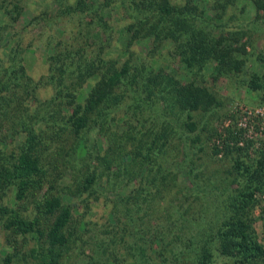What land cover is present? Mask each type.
<instances>
[{
  "label": "trees",
  "instance_id": "16d2710c",
  "mask_svg": "<svg viewBox=\"0 0 264 264\" xmlns=\"http://www.w3.org/2000/svg\"><path fill=\"white\" fill-rule=\"evenodd\" d=\"M235 1L210 0V9L219 17ZM114 2L124 9L125 32L129 34L128 38L124 36L126 42L118 57H106L103 53L106 47L95 48L85 35L78 45L70 40L55 42L47 52V72L39 85L25 73L16 49L10 48L5 53L6 58H0L3 143L0 194L12 190L14 202L12 206L0 203V217L6 228L11 227L14 233L22 234L31 242L26 257L32 261H24L22 255V264H60V257L75 241L69 228L71 205L63 202L59 194L49 191L61 172L52 176L49 168H56L53 154L69 153L71 162L89 131L103 138L105 146L101 151L85 150V156L72 163L66 181L73 182V187L66 182L63 186L66 191L73 195L99 192L105 199L112 193L111 206L119 208L127 220L133 221L131 212L134 210L135 213L141 211L134 219L142 222L146 218L149 222L152 207L157 204L154 200L163 198L176 184L179 167V162L167 161L168 155L165 166H160L159 156L168 150L176 157L181 152L187 158L185 188L196 191L192 200L205 204L208 217L214 222L210 220L212 224L205 228L189 226V221L181 225L180 228H188L191 233L185 239L177 237V246L167 244L172 261L180 263L178 257L181 256L189 264H215L218 256L223 257L226 264H264V246L258 241L249 216L257 194L264 192V153L258 152L250 159L245 148L225 146L224 154L229 155L230 160L226 175L207 177L209 185L197 184L196 180L204 176L195 167L188 147L199 140V136L197 132L193 137L187 133L196 129L192 112H208L218 105L216 97L194 79L179 82L166 72L144 70L138 64V57L132 59L128 51L131 41L137 38L151 37L154 44L170 41L173 54L184 69L195 73L205 63L214 61V73L220 74L230 72V68L240 69L242 61L235 57L230 60L233 49L223 44L228 39H240L242 33L231 32L220 36L221 39L214 37L206 30L209 19L204 18L205 11L195 0H184L182 4L170 0H104L105 5ZM251 2L256 9L264 11V0ZM72 11L82 14L88 11L92 21L95 20L96 31L107 32L108 27L103 25L106 11L102 7L95 8L85 0H73ZM125 53L128 56L122 59ZM90 78H94L92 85L81 93ZM39 86H49L50 96L32 105L26 103L27 98H35L34 92ZM143 111L149 115L148 123L144 122ZM214 153L212 150L211 154ZM65 161L68 163V159ZM44 183L50 188L38 201L33 198L32 211L26 212L24 205L18 209L16 204L33 197ZM100 186L104 192L97 191ZM198 210L206 213L202 208ZM259 219L264 233V206ZM137 225L136 240L128 244L127 249L138 250L139 257L136 258L135 251L129 252L130 259L143 264L144 247L138 242L139 234L146 235L145 242L149 238L151 245L159 234H154L156 231H151L149 224ZM125 230L122 222L119 239ZM160 247L166 248L164 244ZM95 263L90 260L85 264Z\"/></svg>",
  "mask_w": 264,
  "mask_h": 264
},
{
  "label": "rangeland",
  "instance_id": "374dc122",
  "mask_svg": "<svg viewBox=\"0 0 264 264\" xmlns=\"http://www.w3.org/2000/svg\"><path fill=\"white\" fill-rule=\"evenodd\" d=\"M85 1L95 8L102 7V10L107 12L102 20L103 25L108 27L109 39H107V32L99 34L96 31L95 20L92 21L88 11L83 14L73 13V0H0V58L5 59V53L10 48L16 49L19 53L17 57L20 58L25 73L33 81H38L39 85V81L47 72V52L51 50L49 47H52L55 42L70 40L78 45L86 36L88 42L95 48L106 47L103 52L106 57L120 56L121 48L126 42L124 36L129 37V34L125 32L127 20L124 9H121L116 2L105 5L104 0ZM170 1L182 4L184 0ZM195 3L204 9V18L209 19L206 30L214 37L221 39L220 36H228L235 31L242 33L240 39L236 41L228 39L223 44H229L233 49L230 60L233 61L235 57L242 61L239 70L230 68V72L216 74L213 67L214 61H209L200 71L189 72L173 54L174 49L170 41L154 44L151 37L131 41L128 51L132 59L138 57V64L144 70L166 72L179 82L194 79L197 84L207 88L216 97L218 105L208 112H192L196 129L187 133L193 137L197 132L199 136V140L188 147L195 167L204 176L202 180L199 178L196 182L199 185H209L210 181L209 178L206 179L207 177L210 179L217 175L223 177L229 169L230 160L229 155L224 154L225 146L231 149L245 148L250 159L255 158L258 152L264 153V11L256 9L251 0H236L222 15L216 17L210 9V0H195ZM87 22L91 24L87 25ZM85 26L90 28L87 30ZM75 37L76 39L73 40L72 38ZM127 56L128 54L125 53L122 59ZM93 81L94 78H90L80 92H86ZM50 94L49 86H39L34 92L35 98L29 97L25 102L32 105L37 100L48 98ZM142 113L145 116L144 122L148 123V113L146 111ZM150 116L151 120L152 115ZM89 132L85 133L86 140L81 141L80 147L75 152L76 156H72L71 162L69 153L53 154L54 160H57L56 168L54 167V170L49 168L52 176L61 172V175H58L59 179L57 178L49 191L54 195L59 194L63 202L71 205L72 218L69 228L75 239L70 248H67L65 254L60 257V264H85L90 260H94L95 264H137L130 259L129 253H134L135 250L127 249L128 244L136 240L134 230L139 227L137 224H149L151 231L159 234L153 239L152 245L149 238L145 242L146 235L139 234L141 239L138 242L144 247L143 264H189V261L181 256L178 257L180 263L173 262L170 253L167 252V244L177 246L178 243L175 242L177 237L185 239L190 236L191 231L188 228H180L187 221L189 226L199 225L205 228L206 225L212 224L209 223L210 220L213 222L214 220L208 217L205 204L192 200L196 191L185 188L188 184L185 178L187 158L182 156L181 152L176 157L171 150L159 156L160 166H165L167 161L179 162L176 184L165 193L163 198L154 200L157 204L152 207L154 210L150 213V223L145 220L146 218L142 222L134 219L141 214V211L135 213L134 210L131 212L133 221H129L119 208L111 206L112 193H108L105 199L99 192L94 195H88L86 192L73 195L63 187L66 182L71 185V188L73 187V182L66 181V177L72 171V163L85 156V150L96 152L97 149L101 151L103 145L105 146L103 138ZM1 135L0 151L3 148ZM57 144L58 141L53 145V150H56ZM4 149H6L5 146ZM212 150L215 152L214 155L211 154ZM166 155L169 158L167 161ZM80 171H84V167ZM47 188L50 187L44 183L33 197L26 198L22 204H16L18 209L19 206L24 205L27 207L26 212L30 213L33 198L35 197L38 201ZM104 190L101 186L97 189L101 192ZM12 192L9 189L5 195L0 194V203L14 205ZM183 194L187 199L183 200ZM263 206L264 192L257 194V202L251 207L249 216L253 220L256 237L264 246V233L259 219ZM114 208L117 209L113 212ZM198 208H202L206 213L199 212ZM122 222L126 230L119 239L117 235ZM30 244L31 242L25 236L14 233L11 227L6 228L3 225V218L0 217V264H22V255H24V261L31 262L32 260L26 257ZM161 244H164L166 248L162 249ZM137 252L138 250L135 251L136 258L140 255ZM215 260V264L228 263L223 257L216 256Z\"/></svg>",
  "mask_w": 264,
  "mask_h": 264
}]
</instances>
